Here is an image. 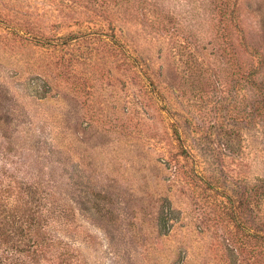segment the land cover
Instances as JSON below:
<instances>
[{
	"label": "rangeland",
	"instance_id": "rangeland-1",
	"mask_svg": "<svg viewBox=\"0 0 264 264\" xmlns=\"http://www.w3.org/2000/svg\"><path fill=\"white\" fill-rule=\"evenodd\" d=\"M0 152L65 253L12 264H264V0H0Z\"/></svg>",
	"mask_w": 264,
	"mask_h": 264
},
{
	"label": "trees",
	"instance_id": "trees-1",
	"mask_svg": "<svg viewBox=\"0 0 264 264\" xmlns=\"http://www.w3.org/2000/svg\"><path fill=\"white\" fill-rule=\"evenodd\" d=\"M4 154L0 152L1 158L7 162L8 155L6 153L3 156ZM1 168L0 264L20 261L21 253L33 259L34 253L38 251L49 254V257L43 258L45 260H59L65 253L56 246L57 237L52 235L54 227L52 224L61 219V216L57 218L58 211L55 210L49 192H45L42 187L44 181L30 179L24 184L8 177ZM11 191L14 193L13 198L10 195Z\"/></svg>",
	"mask_w": 264,
	"mask_h": 264
}]
</instances>
